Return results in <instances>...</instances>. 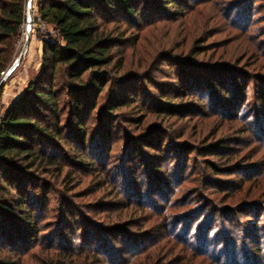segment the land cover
I'll use <instances>...</instances> for the list:
<instances>
[{
    "label": "rangeland",
    "instance_id": "374dc122",
    "mask_svg": "<svg viewBox=\"0 0 264 264\" xmlns=\"http://www.w3.org/2000/svg\"><path fill=\"white\" fill-rule=\"evenodd\" d=\"M180 6L150 8L137 27L107 22L125 36L114 88L132 99L112 109L106 86L88 124L92 141L110 136L93 164L66 150L63 171H31L39 241L0 248V264H264V0ZM26 41L20 32L9 67L22 55L13 72L30 79L42 53L26 65Z\"/></svg>",
    "mask_w": 264,
    "mask_h": 264
},
{
    "label": "trees",
    "instance_id": "16d2710c",
    "mask_svg": "<svg viewBox=\"0 0 264 264\" xmlns=\"http://www.w3.org/2000/svg\"><path fill=\"white\" fill-rule=\"evenodd\" d=\"M182 1H37L40 18L53 32L42 37L38 71L17 99L0 112L1 249L19 254L33 241H39V217L43 208L39 206L38 195L28 193L30 187L38 185L31 171L47 172L51 167L63 171L65 159L70 158L66 150L73 155L74 162L93 164L100 139L103 135L110 136L107 128L105 132H98L100 139L92 141L88 124L106 86L110 85L106 99L112 109L132 99L128 90L114 88L115 81L121 84L125 80L111 75L114 69L118 71L124 66L121 43L125 36L122 32L116 36L113 30H108L107 22L119 20L128 27H137L147 21L150 8L157 18L163 16L169 6L181 8ZM25 12L26 0H0V82L1 73L10 65ZM211 79L215 87L224 90L214 75ZM185 88L179 87L180 91ZM67 113L69 120L64 121ZM149 143L145 145L150 146ZM85 237L81 238V244L87 245L90 239ZM65 238L63 236L61 241H67ZM97 245L89 247L95 250L100 247ZM81 247L72 245L75 251L84 246Z\"/></svg>",
    "mask_w": 264,
    "mask_h": 264
},
{
    "label": "crops",
    "instance_id": "0c3cea01",
    "mask_svg": "<svg viewBox=\"0 0 264 264\" xmlns=\"http://www.w3.org/2000/svg\"><path fill=\"white\" fill-rule=\"evenodd\" d=\"M37 1L34 0V7L37 8ZM27 51L29 52V59L27 60L28 64L26 65H32L30 61V58L32 54L34 55H41L42 53V43L38 42L35 37H31L30 41L28 43ZM37 69L40 67V62L37 64ZM36 69V70H37ZM11 78L10 80L1 86L0 90V98L2 104H8L7 107H9L19 96V94L24 90L27 82L29 81V77L27 75H21L18 74V72H11ZM20 79L22 81H26L23 85H21ZM18 85V86H17Z\"/></svg>",
    "mask_w": 264,
    "mask_h": 264
},
{
    "label": "built area",
    "instance_id": "2783aa9c",
    "mask_svg": "<svg viewBox=\"0 0 264 264\" xmlns=\"http://www.w3.org/2000/svg\"><path fill=\"white\" fill-rule=\"evenodd\" d=\"M34 30H38V36L40 40L42 41V37H47L49 33H52L53 30L50 28V25L44 22L40 16L38 11L33 7L31 13L27 11L25 12V19L21 25L20 32H23V34L31 35ZM16 68V62L10 66L7 70L3 71L1 73V81L4 83L8 77L10 76L11 72Z\"/></svg>",
    "mask_w": 264,
    "mask_h": 264
},
{
    "label": "water",
    "instance_id": "95a60500",
    "mask_svg": "<svg viewBox=\"0 0 264 264\" xmlns=\"http://www.w3.org/2000/svg\"><path fill=\"white\" fill-rule=\"evenodd\" d=\"M27 8H28V12L31 13V11H32V9H33V0H28ZM29 39H30V35L27 36V41H26L25 46L28 45V43H29ZM21 58H22V55H20V56L18 57V59L16 60V66H17V64L20 62ZM2 85H3V82L1 81V82H0V88H1Z\"/></svg>",
    "mask_w": 264,
    "mask_h": 264
}]
</instances>
